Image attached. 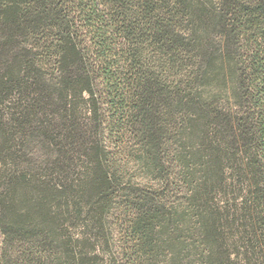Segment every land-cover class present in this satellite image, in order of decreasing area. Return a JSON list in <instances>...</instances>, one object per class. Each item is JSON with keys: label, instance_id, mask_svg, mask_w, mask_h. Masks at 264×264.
<instances>
[{"label": "trees", "instance_id": "16d2710c", "mask_svg": "<svg viewBox=\"0 0 264 264\" xmlns=\"http://www.w3.org/2000/svg\"><path fill=\"white\" fill-rule=\"evenodd\" d=\"M0 264H264V0H0Z\"/></svg>", "mask_w": 264, "mask_h": 264}]
</instances>
